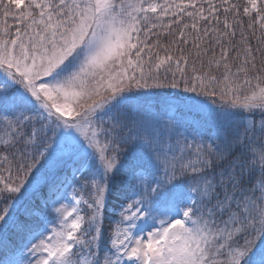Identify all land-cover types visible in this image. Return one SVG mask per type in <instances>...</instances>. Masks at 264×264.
<instances>
[{"label":"snow or ice","instance_id":"snow-or-ice-1","mask_svg":"<svg viewBox=\"0 0 264 264\" xmlns=\"http://www.w3.org/2000/svg\"><path fill=\"white\" fill-rule=\"evenodd\" d=\"M0 264H264V0H0Z\"/></svg>","mask_w":264,"mask_h":264},{"label":"trees","instance_id":"trees-1","mask_svg":"<svg viewBox=\"0 0 264 264\" xmlns=\"http://www.w3.org/2000/svg\"><path fill=\"white\" fill-rule=\"evenodd\" d=\"M119 201H116L115 199L113 200L112 205L109 207L108 211L112 212L114 210V208H116V206L118 205Z\"/></svg>","mask_w":264,"mask_h":264},{"label":"rangeland","instance_id":"rangeland-1","mask_svg":"<svg viewBox=\"0 0 264 264\" xmlns=\"http://www.w3.org/2000/svg\"><path fill=\"white\" fill-rule=\"evenodd\" d=\"M51 218V217H50Z\"/></svg>","mask_w":264,"mask_h":264}]
</instances>
